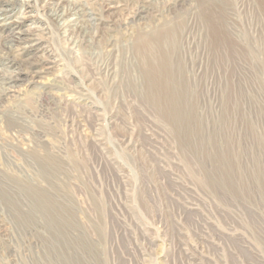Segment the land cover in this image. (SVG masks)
Segmentation results:
<instances>
[{
  "label": "rangeland",
  "instance_id": "374dc122",
  "mask_svg": "<svg viewBox=\"0 0 264 264\" xmlns=\"http://www.w3.org/2000/svg\"><path fill=\"white\" fill-rule=\"evenodd\" d=\"M4 1L0 264H264V0H191L171 89L135 56L71 51L46 0ZM69 1L100 43L140 26L139 0ZM17 31L34 40L8 50Z\"/></svg>",
  "mask_w": 264,
  "mask_h": 264
},
{
  "label": "bare ground",
  "instance_id": "6f19581e",
  "mask_svg": "<svg viewBox=\"0 0 264 264\" xmlns=\"http://www.w3.org/2000/svg\"><path fill=\"white\" fill-rule=\"evenodd\" d=\"M162 1L165 2L164 7L161 9L157 8L158 11L156 14H151L148 11L149 4H147L145 0H139V2H136L135 9L129 16L130 21H128L124 27H126L127 25H131L132 22H135L136 25L140 24V26H137V28L134 27L128 32L127 29L124 28L123 30H125V32L119 37L109 38L102 43H100V41L96 38L99 37L98 33L100 32V29L98 28V25L95 24L94 17L96 14L94 12L88 11L91 9L81 4L78 5L76 2H72L69 0H46L45 2L49 4V14L55 21L60 31V34L64 39V42L67 44L68 48L71 51L77 52L80 47L85 46L88 50H93L91 52L92 54H97L99 48H101L105 49L109 54H113L114 58H116V61H118L119 59L121 60V58L123 59V57H128L129 55H131L132 57L135 56L138 58L140 64L144 66L143 70H145V74L149 84H153L154 87L156 86L164 87L165 89H171L183 85L185 81L184 79L186 78L182 77L184 66L183 64L185 63H182L184 62L181 61L182 59L180 60L181 49H183L181 47L182 41L180 37L182 30L189 22V14H191V12H193V9L197 7L194 5V3L196 2L193 3V1L191 0ZM207 1H217V6H222L231 3L233 0ZM20 2L23 3L26 1L20 0ZM118 2L119 1H116L114 4L109 5L108 9H119ZM12 4L13 1H4L5 6H12ZM185 5L186 8L184 9L183 6L185 7ZM104 7H106V5H104ZM179 8H183L182 10L188 13H179ZM8 10L9 9L5 7L1 10V12H8ZM191 16L192 15H190V17ZM19 34V31L15 32L14 36L11 37L10 41L8 43H5V47H7L8 50H12L14 48H18L22 45H25V41L28 43L29 41L34 40L32 35H30L32 37L30 38L29 36H20ZM135 41L138 42V48L133 53L131 51V46L132 43H134ZM187 50L191 49L187 48ZM108 60L101 63V67L102 69H104L107 75L113 73V71L109 67L110 63L108 62ZM96 67L98 66L96 65ZM192 70L193 72H195V68H192L191 71ZM7 84H9V86H7ZM10 84L11 78H9L8 81L3 79L2 82L0 81V89L7 93V91L13 87L10 86ZM182 95L183 94H181V96ZM65 260H67V258Z\"/></svg>",
  "mask_w": 264,
  "mask_h": 264
}]
</instances>
